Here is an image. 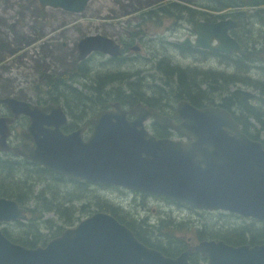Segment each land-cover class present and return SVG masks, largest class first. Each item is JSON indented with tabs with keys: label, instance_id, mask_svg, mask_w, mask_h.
<instances>
[{
	"label": "water",
	"instance_id": "water-1",
	"mask_svg": "<svg viewBox=\"0 0 264 264\" xmlns=\"http://www.w3.org/2000/svg\"><path fill=\"white\" fill-rule=\"evenodd\" d=\"M37 1L42 7L80 13L85 10L89 0ZM238 25V20L230 18L215 23L200 20L194 25L195 41L186 38L181 43L222 54L242 53V46L228 33ZM95 51L110 57L121 55L120 45L113 38L88 34L78 42L75 61L80 62ZM0 103L11 114L0 116V151L12 149L15 155L70 179L119 185L164 196L192 207L222 209L264 219L263 143L244 133L240 124L224 108L215 105L196 108L186 100H179L175 115L180 122H173L143 103L124 109L119 102H115L113 109L96 112L91 119L93 130L84 140L81 137L84 126L64 133L60 126L66 122L47 121L51 115L42 112L52 106L43 108L13 96L0 98ZM56 107L61 110L59 105ZM20 114L28 115L30 122L22 131L23 141L12 146L7 141L9 124ZM61 115L64 117L62 112ZM128 115L133 118L128 119ZM150 118L167 126L177 136L155 135L146 127ZM26 218L25 208L19 206L14 198L0 196V222ZM102 230L129 231L111 214L96 212L75 228H68L61 237L52 238L46 247L26 249L12 244L0 228V264H47L58 261L60 264L61 260L57 257L62 251L60 247L64 246L65 252L74 251L69 241L74 239L76 231L77 234L79 231L92 234ZM101 238L93 235V239ZM208 245H213V242L202 241L197 247L203 249ZM245 248L242 245L230 249L244 251ZM249 251H264V243L255 245ZM137 252L144 253L146 259L154 262L187 264L186 251L175 259H169L138 242H133L127 248L130 263H136L133 253ZM5 255H12L13 259L8 261L4 259Z\"/></svg>",
	"mask_w": 264,
	"mask_h": 264
},
{
	"label": "flooded vegetation",
	"instance_id": "flooded-vegetation-1",
	"mask_svg": "<svg viewBox=\"0 0 264 264\" xmlns=\"http://www.w3.org/2000/svg\"><path fill=\"white\" fill-rule=\"evenodd\" d=\"M228 17H215L210 18L208 21L210 23H215L222 19H227ZM235 20V19H233ZM200 21V20H199ZM198 22V21H197ZM239 26V25H238ZM238 28V27H237ZM65 29V28H62ZM60 29V30H62ZM233 29V28H232ZM230 29L228 31L229 35H231ZM190 30V28H189ZM146 30L143 29L139 35L138 39L143 40L146 38ZM194 32V27H193ZM194 35V37H193ZM62 36L67 37V33L62 34ZM192 41L195 38V32L190 35ZM81 39V38H80ZM79 39V40H80ZM74 44L73 58L74 61L72 63V70H68L67 73L72 72L73 70H77L78 65H81L80 71L76 73L75 78L80 77L78 80H74L72 82H79L80 87L76 88L77 91H81L85 96L90 94V80L91 76V65L89 61L93 56H105L107 60L105 61L107 65L110 63L114 64H124L128 65L130 63H135L134 59L144 61L147 56H143L140 51H144L141 44L132 45L129 41H123L121 39L114 40L120 45L121 55L117 57L106 56L104 53L100 51L92 52L86 59L76 62L75 58L78 54V42ZM169 46H171V50H174L175 54L191 58L193 61H215L221 65H225L226 62V54H215L218 52L194 47V46H185V50H183L180 46L178 47L176 43L166 42ZM239 43V42H238ZM216 44L215 42L213 43ZM240 44V43H239ZM70 45L68 42L63 41L62 46L66 47ZM241 45V44H240ZM242 46V45H241ZM243 48V46H242ZM131 52V54H127ZM205 52H211L212 54L209 57L204 58L201 57V54ZM244 52V49H243ZM125 53L129 55L128 57L124 56ZM235 54V53H234ZM123 57L125 58L124 60ZM228 58V57H227ZM160 59L153 58V64H157ZM170 61V60H169ZM170 65H177L179 67H183L177 63H173L170 61ZM116 67L113 73H121L123 75L131 74V76H139V77H147V76H159L163 77L164 73L159 72L158 68L156 69H148L144 71H135L134 73L123 71L119 66L113 65ZM227 66V65H225ZM83 68H85V72L87 75L82 73ZM196 69V68H195ZM75 70V71H76ZM198 70V69H196ZM111 71V70H110ZM202 72H207V70H198ZM211 71V70H210ZM106 72V71H105ZM212 72H219L213 71ZM73 73V72H72ZM58 75L65 73H57ZM51 75H47L49 77ZM71 82L70 79L67 81ZM246 86H237L232 87L231 90H239L241 92H245L249 96V100H253V95L249 94L245 90ZM148 95V94H147ZM150 96V95H148ZM153 96V95H152ZM69 98H73L70 94ZM264 96H262L263 99ZM2 98V97H0ZM20 99V98H18ZM46 99V98H45ZM38 100L37 98L33 100H26L40 107H48L51 108L46 109L42 112L45 115H51L47 121L49 122H66L65 124L60 126V130L64 133H69L71 131L76 130L79 127H83L81 130L82 139H86L93 130V126L91 123V119L94 118L95 114L99 110L104 109H113V102L106 108L95 109L90 106L87 109V104L84 101H80L81 105L79 106L81 109L78 111H70L65 106V99L60 98L59 101L53 100ZM215 100L213 105L219 106L222 101ZM24 100V99H22ZM185 100V99H180ZM179 101V100H178ZM177 101V102H178ZM188 101V100H186ZM72 104H79L76 100L71 101ZM118 102V101H117ZM177 102L173 103L171 106H166L164 100L158 99L156 104H145L148 107L155 108L160 114L169 117L173 122H180V119L175 115V107ZM189 102V101H188ZM120 103V102H119ZM192 106L196 108H203L205 106H213V105H203L196 106L193 103L189 102ZM144 104V103H143ZM59 105L61 110L56 107ZM252 107L257 108L253 103H249ZM261 111L257 113V117L262 120L264 117V103L262 102ZM120 106L124 109H128L130 107L123 106L120 103ZM220 107V106H219ZM222 108V107H221ZM64 114V117L61 115V112ZM228 111V110H227ZM230 114L234 118L236 122H240L239 120L245 122L246 130H249L253 136H258L257 139L264 140V124L260 123L255 115L249 113V110L242 109L238 105L234 104L233 109L229 110ZM0 116H11L8 109L0 103ZM128 119H132L131 115L127 116ZM30 122V117L25 114H20L17 118L14 119L13 122L9 124L10 135L7 137V141L10 145L16 146L19 145L23 141L22 131L25 130ZM147 122H157L152 118L148 119ZM74 123V124H73ZM242 127L243 125L239 123ZM255 125V126H254ZM257 128H261L257 130ZM30 143H33L31 141ZM35 145V144H34ZM7 158L15 160V161H25L29 163L31 167L39 166L36 165L35 162L22 157L20 155H15L11 150L2 151ZM42 166V165H40ZM44 167V166H42ZM50 170V169H49ZM51 176L49 181L57 186V195L60 196L62 205L67 207L69 212L62 213L56 215L57 220H54L56 225L60 226V229H48V228H38V229H21L16 226H19L18 221L25 222L28 216L30 215L28 208L25 204L17 203L19 206L24 207L26 210L27 218L24 220H12L0 222V228L2 234L12 243L18 244L26 249H36V248H44L47 243L56 237H61L64 232L68 228H75L78 224L91 217L96 212H105L114 216V218L125 227L129 229V231L125 230H102L97 233L89 234L86 231H79V235L77 231L74 233V239L69 241L74 246V251L65 252L64 246H61L62 251L59 253L57 257L61 260L60 264H132L130 263V258L127 253V248L129 245L133 244V242H138L139 244L154 249L156 252H159L163 257L169 259H175L180 256L183 252L186 251V263L187 264H264V251H249L255 245L264 243V219H257L251 216H242L237 213H233L227 210L217 209V210H207L197 207L188 206L187 207L193 210H203V212H213V211H223L227 212L229 217L224 219V215H221L214 220L212 223H207L205 220H202L197 216L194 220H178V216L172 217V215L168 216L165 214H158L153 216V213H156L155 209L152 208L150 213H146L148 208V202L144 200L152 199L155 196L161 197L159 195H154L150 193H144L136 190H132L126 187L117 186L114 184L102 183V182H94L86 179H70L64 176L63 174L56 173L50 170ZM57 181V182H55ZM43 186L47 189L46 181L42 183L39 188ZM100 187L99 192H103L104 195H101L97 190ZM37 188V189H39ZM117 188L121 194L117 196L122 199H116L115 195L110 194V190ZM68 198L64 196L67 195ZM127 193H130L132 196V200L141 197L140 200H135L131 202H127L128 205H122V200L127 196ZM99 194V195H98ZM106 195V196H105ZM4 196V195H0ZM7 197V196H4ZM10 198V197H7ZM164 198V197H162ZM166 199V198H164ZM115 200V201H114ZM168 201H172L166 199ZM178 205H183V203L172 201ZM100 205L101 207H98ZM125 206V207H124ZM127 207V208H126ZM52 212V211H51ZM48 218V217H46ZM68 221V222H65ZM8 224H15L14 228L8 229ZM184 225V228H183ZM46 227V226H45ZM57 226H54V228ZM211 227V228H210ZM179 230H183L184 232H190L189 235L185 236L184 234L177 235L176 233ZM132 235V237L130 236ZM93 235L101 236V239H93ZM83 236V237H78ZM202 241H212L213 245L205 246L203 249L198 248L197 245ZM226 245V246H225ZM245 245L246 248L244 251H235L230 249L231 247H239ZM63 253V254H61ZM134 258L136 260L135 264H170L166 262H154L152 260L146 259L144 253H133ZM48 257V256H47ZM73 259L71 262H65V259ZM4 259L11 261L13 259L12 255H5ZM9 264V263H2ZM47 264H59V261L56 263H47Z\"/></svg>",
	"mask_w": 264,
	"mask_h": 264
},
{
	"label": "rangeland",
	"instance_id": "rangeland-1",
	"mask_svg": "<svg viewBox=\"0 0 264 264\" xmlns=\"http://www.w3.org/2000/svg\"><path fill=\"white\" fill-rule=\"evenodd\" d=\"M167 1L184 3L189 0H89L85 10L80 13L42 7L37 0H0V97L13 96L34 101L41 89L40 85L44 86L47 75H58L57 73H67L68 70H72L74 44L85 35L103 34L125 42L126 38L130 36L128 32H131L132 29L143 28L146 30V38L143 40L135 38L131 43L132 45H142L144 51L139 53L147 56L144 61L136 58L134 59L135 63L128 65L120 63L107 65L105 62L107 57L96 55L89 61L91 76L98 72L115 71L116 67L113 65L131 73L156 69L152 61L153 58L166 59L168 62L172 61L185 68H190L191 73L193 68H196L241 75V78L251 84L243 86H246L245 90L253 95V104L257 108H262L261 103H264L262 96L264 95L259 88L253 87V84H257L264 88V71L259 69L258 65L244 64L237 67L232 64L221 65L210 60L193 61L191 58L179 56L175 54L174 50H171L172 47L166 42L177 44L187 37L190 38V35L194 33L193 27L187 22L174 24L171 20L156 24L151 19L149 20L148 16L142 15L145 10L154 8L153 6L159 2L164 4ZM64 31L67 33V37L62 36ZM63 41L70 45L63 47ZM127 54H131V52ZM127 54L125 53L124 56L128 57ZM136 78L141 81V90L150 96L154 95L158 88H165L164 82L159 76H135L134 79L137 80ZM73 85L76 88L80 87L79 82H73ZM42 89L45 91L44 88ZM146 127L150 129V122H146ZM173 136H177V134L175 133ZM0 157H6V155L0 151ZM18 176H20V172L16 170L10 179L6 178L3 182L16 180ZM41 185L42 182H39L34 185L33 189L37 190ZM97 189L99 192L100 187ZM109 191L111 196H116L114 197L116 199H122L117 196H124L117 188L109 189ZM99 193L101 194H98L99 197L104 195L103 192ZM140 198L132 200L131 194L127 193V196L122 200V205H128L127 202L137 201ZM144 200L148 202L146 213L149 214L152 208L155 209L156 213H153V216L158 214L178 216L179 221L184 219L195 221L199 216L209 224L221 215L225 216L224 219L229 217L228 214H225L227 212L193 210L185 204L178 205L158 196L152 199L144 198ZM44 217L57 220L56 215L51 211L44 212ZM14 226L15 224H8L7 228L12 229ZM41 228L45 229V225L42 224ZM176 234L187 236L190 232L179 230Z\"/></svg>",
	"mask_w": 264,
	"mask_h": 264
},
{
	"label": "trees",
	"instance_id": "trees-1",
	"mask_svg": "<svg viewBox=\"0 0 264 264\" xmlns=\"http://www.w3.org/2000/svg\"><path fill=\"white\" fill-rule=\"evenodd\" d=\"M153 7L145 10L142 15L148 16V19L156 24L171 20L174 24L187 22L191 27H194L195 23L202 19L209 20L215 17L230 16L232 19L238 20L239 26L232 29L231 35L243 46L244 52L226 55L225 64H232L237 67L244 64L258 65L259 69L264 71V0H189L184 3L167 1L164 4L159 2ZM141 29L143 30V28ZM141 29H132L131 32H128L130 36L126 40L133 42L142 31ZM180 47L184 50L183 46ZM205 53L212 54L211 52ZM80 67L81 65H78L77 70L72 71L73 73L47 77L44 86L40 85L41 89L36 98L38 100L46 98L45 100L56 102L63 98L65 99V106L70 112L81 109L79 107L80 101L87 104V109L92 106L97 110L106 108L117 101L123 106L130 107L139 102L149 105L156 104L158 99L164 100L166 106H171L180 99L188 100L196 106H201V104L213 105L216 97H218L222 101L220 107L229 111L236 104L242 109L249 110L250 114L255 115L258 121L264 124V120L257 117L261 108L249 105V103L254 102L252 99L249 100L248 94L236 89L231 90L232 87L251 85L250 82L241 78V75L223 72H200L194 68L191 73L190 68L170 65L166 59H160L154 67H157L159 72L164 73L161 79L165 88H158L153 96H148L141 90L142 84L139 78L135 80L131 74L123 75L113 73V71L94 74L90 80V87L93 90L85 96L81 91L76 90V86L72 82L80 78H75ZM82 73L87 75L85 68H83ZM68 79L71 80L70 83L67 82ZM253 87L259 88L264 95V88L257 84H253ZM69 94L73 98H69ZM73 99L79 104H72ZM237 120L243 125L240 127L244 133L253 139H257V135L253 136L249 130H246L245 122L239 120L238 117ZM260 129L257 128V130ZM150 130L157 136H171L173 134V131L159 122H150ZM261 141L264 146V140ZM16 170L20 172V176L16 180H6L7 184L4 183L3 180L10 179ZM50 172L49 169L40 165L31 167L25 161L19 162L7 157H0V175H2L0 177V195L14 198L21 205L25 204L30 213L25 222L18 221L20 224L18 228L38 229L41 228L42 224L48 229L61 228L56 225L54 219L44 217V212L52 211L56 215L69 212L68 208L62 205L60 196L57 195V186H53L49 181ZM45 181L47 189L45 186L37 190L33 189L35 184ZM64 197L68 198V193ZM98 207L101 206L98 205ZM54 226L57 227L54 228Z\"/></svg>",
	"mask_w": 264,
	"mask_h": 264
},
{
	"label": "bare ground",
	"instance_id": "bare-ground-1",
	"mask_svg": "<svg viewBox=\"0 0 264 264\" xmlns=\"http://www.w3.org/2000/svg\"><path fill=\"white\" fill-rule=\"evenodd\" d=\"M186 39V38H185ZM184 40V39H183ZM182 40V41H183ZM182 41H180V42H178L177 43V45L178 46H183L184 47V50H185V46H189V45H186V44H182L181 42ZM195 47V46H194ZM200 48V47H199ZM204 49V48H203ZM120 51H121V49H120ZM230 54H234V53H230ZM236 54V53H235ZM226 55H229V54H226ZM201 56H204V57H209V55H208V53H203V55H201ZM207 72H212V70L210 71V69H207ZM114 91V90H113ZM176 108V107H175ZM160 123V122H159ZM162 124V123H161ZM167 127V126H166ZM46 168V167H45ZM48 169V168H47ZM57 173V172H56ZM117 186H119V185H117ZM160 196V195H159ZM161 197H164V196H161ZM164 198H166V199H169V198H167V197H164ZM169 200H171V199H169ZM173 201V200H172ZM176 202V201H175ZM184 204V203H183Z\"/></svg>",
	"mask_w": 264,
	"mask_h": 264
}]
</instances>
